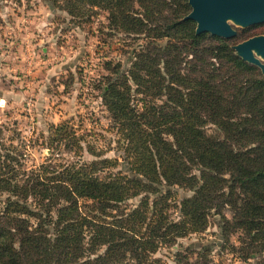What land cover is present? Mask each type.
I'll return each instance as SVG.
<instances>
[{
  "label": "trees",
  "instance_id": "trees-1",
  "mask_svg": "<svg viewBox=\"0 0 264 264\" xmlns=\"http://www.w3.org/2000/svg\"><path fill=\"white\" fill-rule=\"evenodd\" d=\"M49 1L80 22L107 11L110 35L138 41L124 62L103 63L96 86L124 161L88 147L92 161L26 169L0 144V264H163L157 250L212 216L222 248L262 258L264 79L231 48L246 30L196 35L187 0ZM48 135L51 153L83 149L66 123ZM213 248L176 252L174 264H213Z\"/></svg>",
  "mask_w": 264,
  "mask_h": 264
},
{
  "label": "rangeland",
  "instance_id": "rangeland-1",
  "mask_svg": "<svg viewBox=\"0 0 264 264\" xmlns=\"http://www.w3.org/2000/svg\"><path fill=\"white\" fill-rule=\"evenodd\" d=\"M96 11L90 21L80 22L49 0H0V144L4 150L16 149L26 169L48 160L89 162L94 159L92 151L124 161L115 148L110 117L96 86L107 74L103 63L124 62V46H136L138 41H128L122 34L110 35L103 28L108 12ZM261 25L235 28L236 35L244 30V38L264 35ZM63 123L83 138L80 152L60 147L51 153L44 145L49 131ZM219 224L220 217L212 216L203 232L177 239L153 257L174 264L176 252L214 247L213 264H264V254L243 262L227 245L222 248L225 240ZM230 241L237 245V235L230 236Z\"/></svg>",
  "mask_w": 264,
  "mask_h": 264
},
{
  "label": "water",
  "instance_id": "water-1",
  "mask_svg": "<svg viewBox=\"0 0 264 264\" xmlns=\"http://www.w3.org/2000/svg\"><path fill=\"white\" fill-rule=\"evenodd\" d=\"M191 8L184 20L193 21L195 34L232 39L235 28L264 24V0H187ZM232 50L244 62L257 67L264 77V35L250 37Z\"/></svg>",
  "mask_w": 264,
  "mask_h": 264
}]
</instances>
